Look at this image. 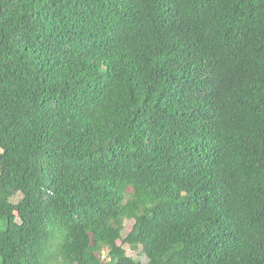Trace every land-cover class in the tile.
Instances as JSON below:
<instances>
[{
	"label": "trees",
	"instance_id": "trees-1",
	"mask_svg": "<svg viewBox=\"0 0 264 264\" xmlns=\"http://www.w3.org/2000/svg\"><path fill=\"white\" fill-rule=\"evenodd\" d=\"M0 264H264V0H0Z\"/></svg>",
	"mask_w": 264,
	"mask_h": 264
},
{
	"label": "rangeland",
	"instance_id": "rangeland-1",
	"mask_svg": "<svg viewBox=\"0 0 264 264\" xmlns=\"http://www.w3.org/2000/svg\"><path fill=\"white\" fill-rule=\"evenodd\" d=\"M131 226H132V223L127 224V231H125L124 234H126V232H128L130 230ZM126 250H127V253L129 256H131L137 260H140L142 262H147L146 256H144L141 252V250H142L141 247L136 249V250H133L129 246H126Z\"/></svg>",
	"mask_w": 264,
	"mask_h": 264
}]
</instances>
